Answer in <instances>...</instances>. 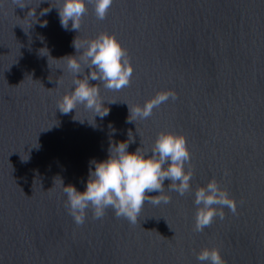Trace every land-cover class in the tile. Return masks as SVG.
I'll use <instances>...</instances> for the list:
<instances>
[{
	"label": "water",
	"instance_id": "water-1",
	"mask_svg": "<svg viewBox=\"0 0 264 264\" xmlns=\"http://www.w3.org/2000/svg\"><path fill=\"white\" fill-rule=\"evenodd\" d=\"M61 3L0 0V264H201L204 247L226 264H264V0H113L102 21L86 0L79 31L61 26ZM102 32L127 50L130 84L90 81L108 114L84 105L64 114L58 103L89 69L82 62L74 76L61 58L81 54L75 39L85 46ZM161 90L177 98L129 122V106ZM129 131L128 151L148 155L161 131L182 133L191 190L170 191L166 178L170 203L146 201L136 224L109 208L102 219L88 210L77 226L64 185L84 191L92 161ZM212 179L237 212L225 207L196 232L195 191Z\"/></svg>",
	"mask_w": 264,
	"mask_h": 264
},
{
	"label": "clouds",
	"instance_id": "clouds-1",
	"mask_svg": "<svg viewBox=\"0 0 264 264\" xmlns=\"http://www.w3.org/2000/svg\"><path fill=\"white\" fill-rule=\"evenodd\" d=\"M112 3L113 0H94V12L98 20L106 18ZM57 8L61 26L68 30L69 21H72L71 28L79 31L82 18L87 12L86 0H62L61 6ZM47 11L48 9H44L41 14ZM32 15H35V11ZM46 26V21L41 24V27ZM74 47L81 53L79 56L69 55L61 58L66 60L67 70L74 76L79 75L83 71V62L89 72L83 79L73 80L74 89L63 96L57 107L62 113L68 114L76 109L77 105H84L86 109L93 110L101 117L106 116L108 108L102 105L100 90L90 81H99L108 90L118 91L127 87L133 74L128 52L115 34L108 32L98 34L87 41L85 46L78 44L75 39ZM176 98L174 90L158 91L143 106H129V122L136 121L137 118L151 117L155 108H159L169 99L174 101ZM102 106L104 111H101ZM130 142H134L131 131L127 141L110 145L107 159L92 161L95 168L89 170L84 191L77 190L71 184L64 185L66 206L77 226L85 222L88 210L92 211L94 219H102L109 208L117 218L123 217L130 224H136L146 201L154 206L170 203V197L164 194L166 178L170 181V191L182 196L191 190L192 169L189 167L185 171V164L190 165L191 157L186 137L182 133H158L151 155L146 154L147 150L141 147L133 152L128 151ZM61 182L63 184L62 179ZM151 192H158L159 195L150 196ZM194 204L197 206L194 224L196 232H202L211 226L217 217L222 220L225 215L222 209L225 207L232 214L237 212V201L230 197L215 179L195 191ZM197 260L201 264H226L217 247L202 248L197 253Z\"/></svg>",
	"mask_w": 264,
	"mask_h": 264
}]
</instances>
